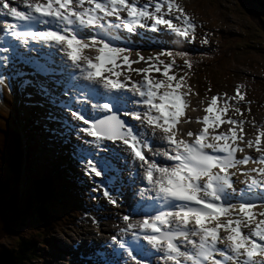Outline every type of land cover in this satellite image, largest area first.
<instances>
[{
	"label": "snow or ice",
	"instance_id": "snow-or-ice-1",
	"mask_svg": "<svg viewBox=\"0 0 264 264\" xmlns=\"http://www.w3.org/2000/svg\"><path fill=\"white\" fill-rule=\"evenodd\" d=\"M17 3L19 7L12 6L9 0H0V17L13 21L5 23L2 30L15 42L5 41L7 47H0V53L15 56L17 47L34 52L40 46L59 52L61 57L53 61L56 67L46 71H58L63 79L68 100L62 107L81 122L72 124L71 129L90 137L83 143L97 152L110 151L115 161L123 165L118 171L127 176V186L133 189V195L139 201L150 202L140 209L144 212L143 219L129 222L128 214L122 217L126 227L120 228V232L129 235L133 243L126 242L123 236L111 238L127 254L123 264H129V259L132 264H151L149 256L161 258L163 264H255L254 256H264L261 243L264 211L260 212L262 218L258 222L253 212L256 199L264 208V150L260 147L264 133L257 128L255 142H247V146L261 153L252 161L259 167L242 173L247 177L240 181L245 187L237 191L229 169H237L251 159L248 155L243 158L234 155L243 150L235 143L242 141L243 132L238 136L234 128H240L244 120L222 119L226 106L217 108V97L213 96L203 109V126L198 133L179 129V118L187 107L183 98L187 93L181 89L187 85L184 76L177 78L169 73L173 57L183 58L185 53L160 51L146 59L136 51L133 60L131 39L118 35L121 29L131 34L137 28L157 33L163 28L178 38H187L194 26L183 9L174 0H149L148 5H138L137 0H17ZM121 12L126 16L122 17ZM173 13L182 26L165 18ZM108 17H114L116 22ZM161 56L169 57V61L160 60ZM0 59L9 62L8 57ZM141 61L145 67H130ZM184 64L191 66L187 58ZM131 72L143 73L142 79L133 80ZM149 72H159L163 78H150ZM4 83L0 77V84ZM237 97L244 99L238 90ZM88 105L91 116L87 114ZM221 124L233 127L227 134L209 136L208 129ZM185 136L194 139L187 140ZM159 157H163V162ZM105 169L111 171L107 158L96 162L88 159L85 175L101 177ZM101 183L105 185L108 203L115 204L107 183ZM253 223L249 234L241 231L242 225ZM221 230L226 235L219 236ZM225 241L223 249L217 247ZM214 255L221 259H213Z\"/></svg>",
	"mask_w": 264,
	"mask_h": 264
},
{
	"label": "rangeland",
	"instance_id": "rangeland-1",
	"mask_svg": "<svg viewBox=\"0 0 264 264\" xmlns=\"http://www.w3.org/2000/svg\"><path fill=\"white\" fill-rule=\"evenodd\" d=\"M174 2L179 5L189 17L191 24L194 26L192 34L187 38L173 37L171 38V43H167L166 41L170 39L161 38L158 39V41L156 39L154 44H149L151 48L148 51L145 52L144 50H140L141 55L147 59L150 55H155L157 52L164 51L165 45L175 49H190L195 50L198 53L201 52V57L193 60L194 66L188 67L186 65H178L177 60H174V65L172 69H170V72H172L177 78L179 76H184L187 85V87L181 89L182 92L185 90L187 93L183 97L187 102V107L184 109L185 120H182L180 124L185 126L187 123H195L200 127L201 123H198L197 121L205 115L203 109L207 107L211 98L216 96V107L219 108L221 106H226V112L222 115V119H232L237 121L244 120L245 122L237 129L238 131L243 132V129L246 128L247 131L244 130L242 141L237 140L238 142L236 141L235 143L240 142L238 146L240 149L243 147L248 151L251 148L250 151L257 155L258 152L254 147L247 146V142L249 140L253 141V143L255 142L257 128L264 133V32H261L262 26L260 22L258 20H252L249 11L241 5L238 0H174ZM162 10H164L163 7ZM176 15V13H173L172 16H170V19L175 20L174 23L182 26L180 25V21L175 19ZM161 31L163 32L164 30L161 29ZM147 32L151 31L148 30ZM166 34L167 36L169 35L168 32H166ZM159 35L162 36L161 34ZM155 37L157 36L155 35ZM231 44L234 45L235 51L233 54L231 53L229 56H225L224 54L229 51L226 48ZM237 45H240L243 49L239 50ZM155 46H157V49ZM27 56L26 53V55H23L22 57L27 60ZM135 58V54L130 57V59L133 60ZM159 59L163 60L165 63L169 61V57L167 56H161ZM132 65H134L132 68L137 67L136 69L146 66L143 61ZM157 66L161 67L162 70V66ZM15 73H17V78H19V74H21L20 71L16 69L14 70V74ZM135 74L136 73L133 72L134 76ZM140 74L143 76V73ZM142 76L132 79L139 81L142 79ZM149 76L155 79L163 78L160 76L159 72H149ZM42 80L46 83L44 79ZM53 81H55V79ZM53 81H50L49 85L46 83L49 89L56 92L57 95H64L68 99V96L64 94L63 87H56ZM24 84V82H20L18 87L13 85V87H16L18 93H21L18 95L20 99H25L24 92H21V86H24ZM25 86L32 87V84H25ZM237 90L243 94V100L237 97ZM230 97L232 99H229ZM9 98L11 99V96H9ZM41 98L44 102L39 103L34 108V111L37 110L36 112L33 111V113L30 114L29 110L25 109L24 116L28 117L30 115V119H28L29 124L23 122L24 127L27 128L28 134L26 142L27 164L24 171L25 180H23L22 183V191H17L15 194L18 198L16 202L24 208L25 203H21V197L23 201V199L26 198L24 192H31L32 182L40 177L55 173L59 169L60 176L64 178L65 187L63 185V180L61 179V182L59 183L61 191L56 195L60 200L57 201L54 206H51V211L56 212L62 217L64 228L52 234L43 231L48 237L49 245L43 251L48 255H45L40 263L34 264H72V261L74 264H78L80 261L82 263L85 258V252L82 251L80 245V242L83 239L75 238V234H78L79 232V227H83L82 225L87 221L94 222L95 218L102 222V226L106 225L107 220H109L110 217L109 213H114L120 222H124L122 217L125 214L129 215V213H133L131 212L134 210L132 209L133 203H129V201H131L134 196L130 193L132 188H129L128 186L126 188L117 181V178L119 177V167L117 164L116 167L115 165L113 166L112 159L114 157L112 158L110 152H108V155L106 156L111 165V171L105 169V174L108 173L107 177L105 174H102L101 177H96L94 174L85 175L87 168V161L85 159L83 160V162H85L84 166H81V159L79 160V157L77 159V157H75L76 155H73L72 157L70 155H64L65 150L59 148L65 143V141L69 143L77 138L76 132H70V139L68 138L66 140L64 138V131L66 128L72 130L70 123L64 124V128L61 130L60 137L62 138V143L54 144L53 142H47L42 144L37 140L36 136L33 138L34 133L32 134V131L35 132V127H39V129L42 127L41 132H47L44 133L46 134L45 141H48V131H58L60 133L59 130H55L47 125V123H50V125L52 123L58 125V115L60 116V114L56 113V116L49 117V115L44 113L47 111L38 110V108H41L46 104L59 105V103L47 95H41ZM237 108L239 109V112L236 111ZM6 112L7 109L4 108V113L6 114ZM189 113L195 115V117L189 116ZM8 114L11 115L10 111ZM62 115L68 120L72 119L70 114L63 110ZM184 121H187V123ZM221 125H226V128L219 131L223 133H228V128L233 126L231 124ZM199 127L194 130V132H197ZM219 132H216V126L214 125L210 129L209 134L211 136ZM89 139L91 138L89 137ZM80 143L84 144L82 140ZM111 143L112 142H110V144ZM260 147L264 150V135L261 137ZM75 148H77V146H75ZM86 148L93 149L91 145ZM77 151L80 152L83 151V149L78 147ZM250 158L251 159L245 171L254 167H259L258 164L252 162L255 160V157L250 156ZM243 172L244 171L241 173ZM250 174L255 175V173ZM22 178L23 175L20 180ZM91 178L96 184L93 183ZM53 180L56 181V179ZM101 181L107 183V190L113 194V198L116 201L115 204L108 203L107 198L104 196V191L106 190L105 185L104 183H101ZM10 184H13V182ZM16 185L18 186V183H16ZM138 187L139 186H136L135 190ZM110 188H112V192L110 191ZM113 188H116V190ZM10 189L11 188H9V190ZM93 189L96 190L93 191ZM117 190H119V194H117ZM11 194L13 193H10V197L8 198L10 201L13 200ZM124 201L127 203L124 205L125 210H122L120 205ZM133 202L136 203V200L133 199ZM104 206L109 209L117 208L118 210L115 209L108 211L105 210ZM15 211V209H11V212H8L6 215L7 220L11 219L16 226L10 229L8 236L0 238V247H4V250L11 251L12 248H17L19 241L30 240L32 234L40 231V226L37 223L36 218L32 216L31 209L25 211V216L16 214ZM97 211H100V215L97 214ZM136 220L139 219L137 218ZM91 225L93 226V223ZM102 229H104V227L96 230L97 235L95 237H99V235L103 233ZM76 248L79 249L76 251V255H70L69 251L74 252V249ZM53 257H56L57 259ZM154 258L155 257H152L153 260ZM156 258L161 260V258H158L157 256Z\"/></svg>",
	"mask_w": 264,
	"mask_h": 264
},
{
	"label": "trees",
	"instance_id": "trees-1",
	"mask_svg": "<svg viewBox=\"0 0 264 264\" xmlns=\"http://www.w3.org/2000/svg\"><path fill=\"white\" fill-rule=\"evenodd\" d=\"M238 2L249 11L252 20H258L260 22L262 26L261 32L263 33L264 0H238ZM237 46L239 50L243 49L240 45ZM226 49L229 51L224 54L225 56H229L235 51L233 44L229 45ZM184 53L185 57L181 58L183 60L187 58L191 65L194 64L193 60L201 57V52L198 53L195 50L187 49ZM17 131L18 129L16 123L12 122L10 119L7 120L3 126L0 124V238L8 236L10 229L16 226L11 219L7 220L6 218L8 212H11V209H15L16 214L23 216L26 215V210L31 209V214L36 218L37 223L40 226V231L32 234L30 240L19 241L18 247L12 248L11 252L14 254V264H34L40 263L41 260L44 259V256L48 255L43 251L47 246H49L48 237L43 231L52 234L64 228L62 217H60L56 212L51 211V206H54L56 202L60 200L55 196L61 191L59 185L61 179L63 180L64 187L65 181L64 178L60 176V173L58 175L57 172L49 174L44 178L35 179L31 185L32 192L27 193L26 198H24L23 201L21 197V203H25L24 208L16 202L15 198L11 201L8 200L9 197L6 196L5 190L6 181L3 176L8 174L10 168H17L20 165L22 156L19 141L17 139ZM11 172L16 173L17 171L11 169ZM53 179H56V181ZM52 182H54L56 189L51 184ZM15 192L17 191L15 190Z\"/></svg>",
	"mask_w": 264,
	"mask_h": 264
},
{
	"label": "bare ground",
	"instance_id": "bare-ground-1",
	"mask_svg": "<svg viewBox=\"0 0 264 264\" xmlns=\"http://www.w3.org/2000/svg\"><path fill=\"white\" fill-rule=\"evenodd\" d=\"M139 3H141V4H145L144 2H140V1H138ZM16 6H18V5H16ZM149 11H151V8L149 9ZM171 16H172V14H171ZM167 17H169V16H167ZM5 18V17H4ZM174 24H176V23H174ZM164 30V29H163ZM120 32V31H119ZM119 32H118V35H119ZM121 33V32H120ZM148 34H150V35H152V36H154L157 32H147ZM161 34H163L164 36H166L167 34H166V31L164 30L163 32L161 31ZM124 36H121V38H123ZM130 46H133L132 44L130 45ZM54 52V53H52L51 54V58L54 60V59H56V60H58L59 59V57L57 56V53H55L56 51L54 50V49H49V48H46V47H43V46H40V47H38L37 49H36V51H34V52H25L24 51V49L23 48H21L20 50H18V52H19V54L21 55V57L23 56V55H26V53H27V55H29L30 53V57L31 56H33V54H34V61H37V64H38V66H41V70L40 69H38L37 68V70L35 69L32 73H33V75H35V77L37 76L38 77V75L42 72V70H44V72L45 73H47V75L48 74H52L53 76H55L56 78H62L61 77V75L58 73V71L57 72H51V71H46V69H52V68H55L56 67V65H55V63H53V61L47 56L48 54H49V52ZM9 55H11V53H8ZM93 55H95V54H93ZM40 56H42L43 58H45L46 59V62L43 64L42 63V60L40 61ZM48 62V65L46 64ZM21 65H23L24 67H25V64H21ZM4 66H6V63H3V67ZM23 67V68H24ZM131 68L132 67H134V65H131L130 66ZM137 68V67H136ZM123 69H124V65H121L120 66V70L121 71H123ZM139 69V68H138ZM41 71V72H40ZM20 73H22V72H20ZM135 73V72H134ZM130 75H131V77L132 78H136V77H140V76H142L141 74H139V75H137V74H135V76L133 75V72H131L130 73ZM12 77H16L17 78V73H13V76ZM48 77H46V79H47ZM24 81H22L21 83H23ZM37 82V84H39V81L37 80L36 81ZM25 84H31L29 81H28V83H25ZM25 84H24V86H21V90H23L26 86H25ZM54 97V96H53ZM56 97H58V98H60L59 96H56ZM56 97H54L56 100H59L58 98H56ZM22 98V97H21ZM31 98H32V92H31ZM23 99V98H22ZM61 100H62V98H60ZM23 100H25L26 101V99H23ZM31 101H32V99H30V101H26V105H27V107H28V109H29V112H30V114H32L33 113V111L35 110V109H33V108H35V105H31ZM31 109H33V110H31ZM31 110V111H30ZM37 111V110H36ZM36 111H34V112H36ZM198 112V111H197ZM184 113H183V116L182 117H180L179 118V123H178V125H177V127L179 128V129H181V130H183V131H185V132H187V131H192L193 133H194V130H196L198 127H199V125H197V124H195V123H187L185 126L184 125H181L180 123L182 122V120H185V118H184ZM189 116H191V117H195V115H193V114H191V113H189L188 114ZM187 118V117H186ZM134 124V123H133ZM136 124H137V122H136ZM203 125H201L200 124V127H199V129L202 127ZM214 125H212L209 129H208V133H210V129L213 127ZM228 127V126H227ZM233 126H231V127H229V128H232ZM39 128V127H38ZM70 128V127H69ZM224 128H226V125H220L218 128L216 127V132H219V131H221L222 129H224ZM228 128V129H229ZM184 129H186V130H184ZM199 129H198V131L196 132V133H198L199 132ZM244 130L245 131H247V129L246 128H244L243 129V132H244ZM256 130V129H255ZM234 131H236V133H237V135L239 136V134H240V131H238V129L237 128H234ZM220 133V132H219ZM219 133H215V134H219ZM41 134H43L42 132H41V130H39V132H38V134H37V136L38 135H41ZM25 136H26V134H25ZM209 136H210V134H209ZM43 137V139H44V142H45V140H46V136L45 135H43L42 136ZM65 138V137H64ZM86 138H83V139H81L82 141L83 140H85ZM184 139H187V140H189L190 139V137H187V136H185L184 137ZM44 142H41L42 144L44 143ZM238 142V141H237ZM108 143V142H107ZM240 143V142H239ZM81 144V146H80V148H82L83 150H84V145L85 144H82V143H80ZM109 145H111L110 144V142L108 143ZM241 145V144H240ZM78 149V146H77V148H76V150ZM85 149H86V147H85ZM241 149H243L242 151H237L234 155L237 157V158H243L245 155H248L249 157L250 156H254L255 157V159H257L259 156H260V152H258L257 153V155L256 154H254L253 152H251L250 150H251V148L247 151V150H245L243 147L241 148ZM255 149V148H254ZM262 149V148H261ZM87 150H92V149H87ZM263 150V149H262ZM79 152V151H78ZM96 153H98L97 151H95ZM106 152V153H105ZM105 154L104 153H101V155L100 156H98V157H93V160H96V161H98L99 159H101V158H107L106 156L108 155V152H110V151H107V150H105ZM111 153V152H110ZM109 153V154H110ZM111 155V154H110ZM58 158V157H57ZM113 158V157H112ZM159 160H161L162 162H163V157H159L158 158ZM95 161V162H96ZM166 163H168V162H166ZM116 164H117V166L119 167V168H121V167H123V165L122 164H120V163H118V162H116L115 161V159H113V166L115 165V167H116ZM247 165H248V163L247 164H244V165H240V166H238V168L237 169H229V171L231 172V173H233V175L231 176V179L234 181V182H236L235 183V187H236V190L238 191L240 188H243V187H245V185L244 184H242V183H240V181H244V180H246L247 179V177H245L241 172L242 171H244L245 172V170L247 169ZM106 175V177H107V175H108V173L107 174H105ZM105 175H104V177H105ZM125 177H124V176ZM121 174L120 172H119V177L117 178V181H119L121 184H122V186H125L126 188H127V184H128V180H127V176L125 175V174ZM253 176H255V175H253ZM109 178V177H108ZM100 180V179H99ZM98 181V180H97ZM100 183V182H99ZM98 183V184H99ZM114 186V185H113ZM113 189H115L116 190V188H113ZM136 190H138V188H136ZM110 191L112 192L113 190H112V188H110ZM258 192H259V190H258ZM131 195H133V189H131ZM112 196H113V194L112 193H110ZM134 196V195H133ZM106 198V197H105ZM129 199V198H128ZM133 199H135L136 200V203H134L133 202ZM130 200V199H129ZM128 200V201H129ZM104 201V200H103ZM138 201H139V198L138 197H136V196H134V198H132V200L131 201H129V203H133V205H132V209H136V211L138 210L139 211V215L140 214H142V216H144V212L143 211H141L140 209H141V207L145 204V203H149V202H147V201H139V204H138ZM126 201H124V202H122L121 203V209L122 210H125L124 209V205H126ZM255 204H256V206L253 208V212L256 214V221L258 222L262 217L259 215L260 214V212H262V211H264V208H261L259 205H260V203H258L257 202V199L255 200ZM105 205V204H104ZM73 206V205H72ZM105 207V206H104ZM134 207H136V208H134ZM101 208H102V206H101ZM115 209H117V208H112V209H109V208H107V207H105V210H115ZM118 210V209H117ZM136 211H133L134 213H137ZM102 213V212H101ZM93 214V213H92ZM97 214L98 215H100V211H97ZM123 214V213H122ZM85 215V214H84ZM83 215V216H84ZM105 215H107V214H105ZM129 215H130V220H129V222H131V221H133V220H136L137 219V215H135V214H133V215H131L130 213H129ZM109 220H107V223H106V225H103L102 226V222H100V221H98L95 217V220H94V222H91V221H87L84 225H82L83 227H79V232H78V234H75V238L77 239H83V240H81V242H80V245H81V249H82V251L83 252H85V258H84V261L81 263V261L80 262H78V264H117V262H119V264H123V261H122V256H124V254L122 253V251H121V249H119V247H118V245L116 244V243H114L113 241H112V237L113 236H123V238H130V236L129 235H127V234H125V233H121L120 232V228H123V227H126V224H125V222H120L116 217V215L114 214V213H109ZM107 217V216H106ZM85 219V218H84ZM139 219V218H138ZM68 221V220H67ZM70 221V220H69ZM93 223V226L91 225ZM79 225V224H78ZM255 225H254V223L253 224H248L247 226H243L242 225V227H241V231L243 232V233H245V234H249L250 233V230L254 227ZM75 227V226H74ZM102 227H104V229H102L103 230V233H99L100 235H99V237H95L97 234H96V230L97 229H101ZM75 229V228H74ZM73 231V230H72ZM77 231V230H76ZM75 232V231H74ZM73 233V232H72ZM74 235V234H73ZM218 235L219 236H224V235H226V233H224L222 230L221 231H219L218 232ZM71 239V238H70ZM193 239H195V237H193ZM253 239H255V238H253ZM125 241H127V242H132L131 241V239H124ZM76 241V240H75ZM74 241V242H75ZM142 242V245H143V241H141ZM177 243H180L179 241H177ZM261 243H264V242H261ZM66 245V244H65ZM70 245V244H69ZM80 245H78V246H80ZM182 247H183V245H182ZM217 247L218 248H222L223 249V247L221 246V244H217ZM79 248V247H78ZM78 248H76V249H74L75 251L74 252H71V251H69V254L70 255H73L74 254V256L76 255V251L77 250H79ZM84 249H85V251H84ZM65 253H67V252H65ZM113 253H116L117 255H119L118 257H114V254ZM125 255H127V254H125ZM262 255H256V256H254L252 259H253V261L255 262V264H264V262H262L261 260H260V258H262V257H264V256H262ZM152 257H155L154 258V260L152 259ZM79 259V258H78ZM81 259V258H80ZM148 259L152 262V264H163V260L161 259V260H159V259H157L156 258V256H149L148 257ZM72 264H74V262L72 261Z\"/></svg>",
	"mask_w": 264,
	"mask_h": 264
},
{
	"label": "water",
	"instance_id": "water-1",
	"mask_svg": "<svg viewBox=\"0 0 264 264\" xmlns=\"http://www.w3.org/2000/svg\"><path fill=\"white\" fill-rule=\"evenodd\" d=\"M0 264H14V254L10 250L0 248Z\"/></svg>",
	"mask_w": 264,
	"mask_h": 264
}]
</instances>
